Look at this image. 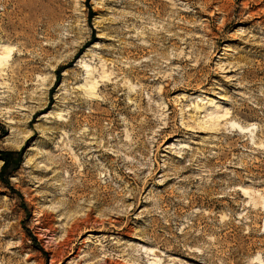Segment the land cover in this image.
I'll return each mask as SVG.
<instances>
[{
  "label": "rangeland",
  "instance_id": "374dc122",
  "mask_svg": "<svg viewBox=\"0 0 264 264\" xmlns=\"http://www.w3.org/2000/svg\"><path fill=\"white\" fill-rule=\"evenodd\" d=\"M0 63V264H264V0H0Z\"/></svg>",
  "mask_w": 264,
  "mask_h": 264
},
{
  "label": "bare ground",
  "instance_id": "6f19581e",
  "mask_svg": "<svg viewBox=\"0 0 264 264\" xmlns=\"http://www.w3.org/2000/svg\"><path fill=\"white\" fill-rule=\"evenodd\" d=\"M7 55V57H8V53L6 54ZM1 64V63H0ZM93 90V89H92Z\"/></svg>",
  "mask_w": 264,
  "mask_h": 264
}]
</instances>
